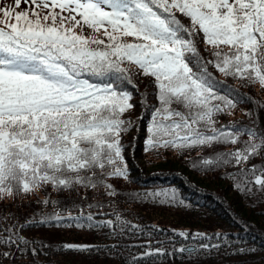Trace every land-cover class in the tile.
I'll list each match as a JSON object with an SVG mask.
<instances>
[{"label":"snow or ice","instance_id":"1","mask_svg":"<svg viewBox=\"0 0 264 264\" xmlns=\"http://www.w3.org/2000/svg\"><path fill=\"white\" fill-rule=\"evenodd\" d=\"M201 37L207 57L198 46ZM140 78L149 80L157 100L150 109L145 153L196 151L201 155L190 161L194 169H232L226 175L239 194L264 196V165H250L264 157V130L254 120L252 126L219 120L242 102L257 103L227 84L228 79L264 90V0H13L0 4V204L43 193L37 203L59 208L49 190L67 193L69 201L73 196L86 200L89 191L103 190L113 199L122 195L110 181L131 179L123 138L138 124L129 115L136 104L126 85L137 88ZM140 103L148 107V97L143 95ZM218 146L227 150L218 151ZM128 198L187 206L175 188L133 192ZM3 220L15 217L0 216ZM52 221L108 229L117 239L126 233L151 235L119 213L81 211L74 216L65 208L24 224L0 225V264H15L25 253L46 255L48 245L21 232L32 223ZM175 234L185 240L210 239L201 232ZM222 246L173 245L168 251L149 239L130 246L144 251L129 264L177 253L199 258ZM118 248L61 246L89 253Z\"/></svg>","mask_w":264,"mask_h":264},{"label":"trees","instance_id":"2","mask_svg":"<svg viewBox=\"0 0 264 264\" xmlns=\"http://www.w3.org/2000/svg\"><path fill=\"white\" fill-rule=\"evenodd\" d=\"M10 4L13 0H7ZM0 4L7 5L5 0ZM79 19V17H77ZM188 23L186 18H182ZM131 39V38H129ZM199 48L207 57L205 45L200 38ZM214 75L224 81L225 78L210 69ZM137 88L127 86L133 93V103L136 104L131 111L130 118L138 124V128L126 134L123 138L125 147L124 156L129 168L130 181L115 179L110 181L122 195L109 198L103 194V190L87 193L86 200H80L73 196L71 201L68 194L59 195L51 193V199L60 202L59 208L42 206L37 203V198L43 199V193L28 198L21 197L15 201H5L0 204V216L9 215L15 220H3L2 224H24L26 220H39L43 214H51L67 208L72 215L92 212L94 214L119 213L123 218L134 224L145 226L151 230V235H133L126 233L119 239L114 238L108 229L89 230L87 228L69 227L65 223L55 221L40 224L32 223L26 226L21 235L30 241H38L48 245L46 255L33 257L25 253L17 256L15 264H129L134 255L144 251L141 247L131 245H143L152 240L155 247L163 246L171 251L173 245H193L198 243H220L223 246L219 251H213L210 255H202L199 258H188L183 254L162 256L155 259H147L140 264H264V196L250 198L239 194L233 188V182L226 173L232 169H220L214 172H205L194 169L190 161L198 158L200 153L181 154L178 151L163 150L159 155L155 152L145 153L144 141L147 135V125L150 119L151 106L157 104L154 89L146 78L135 81ZM227 84L237 88L240 93L250 97L252 102H242L234 110L232 115L219 117L220 123L227 124L230 121L242 122L246 126H252L264 130V90L259 85L241 87L239 80L228 79ZM143 95L148 97V107L141 106ZM253 113L251 117L247 113ZM143 116L142 120L137 117ZM247 139V136L242 137ZM218 151L227 150L224 146H218ZM207 155V153H203ZM264 165V157H256L250 161V165ZM249 165V166H250ZM163 188H175L183 197L186 207H177L152 203L150 200H130L129 193L158 190ZM89 203L102 205L100 208H88ZM67 213H65L66 215ZM98 219H107L109 216L98 215ZM159 229V231H157ZM175 230V231H174ZM179 231L190 233H206L210 239L185 240L176 235ZM216 234L226 237L218 240ZM157 242H163L157 243ZM64 244H87L100 249L106 246L118 245V252L92 251L76 252L61 250ZM245 249L244 254L237 253V249ZM254 249L255 251H248ZM3 264H11L5 260Z\"/></svg>","mask_w":264,"mask_h":264},{"label":"rangeland","instance_id":"3","mask_svg":"<svg viewBox=\"0 0 264 264\" xmlns=\"http://www.w3.org/2000/svg\"><path fill=\"white\" fill-rule=\"evenodd\" d=\"M5 1H6V4H7V5H9V4H10V3H9V1H7V0H5ZM20 7H21V8H24V7H25V5L22 3Z\"/></svg>","mask_w":264,"mask_h":264}]
</instances>
